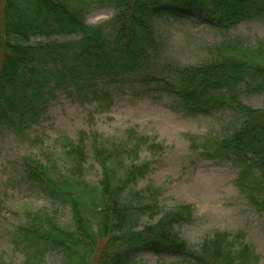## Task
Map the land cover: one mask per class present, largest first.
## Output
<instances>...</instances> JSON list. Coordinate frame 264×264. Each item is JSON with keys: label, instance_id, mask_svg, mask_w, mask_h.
<instances>
[{"label": "trees", "instance_id": "obj_1", "mask_svg": "<svg viewBox=\"0 0 264 264\" xmlns=\"http://www.w3.org/2000/svg\"><path fill=\"white\" fill-rule=\"evenodd\" d=\"M103 6L113 9L112 16L88 23L87 13ZM163 15H196L224 30L264 18V0H0V134L27 135L58 93L88 101L100 91L106 96L109 84L154 82L178 111L236 110L238 123L207 139L205 156L241 164L238 185L264 193V106L240 98L241 92L264 93L261 48L170 68L157 60L154 19ZM33 35L73 37L27 42ZM94 140L92 156L100 167L95 181L83 175V141L67 146L78 154L67 173L55 174L53 163L23 156L25 178L56 205L69 206L72 217L68 226L47 210L27 212L11 238L23 264H45L51 253L60 256L57 264H136L144 251L179 255L187 264H258L240 232L215 230L190 249L176 228L191 216L189 204L153 219L157 191L132 190L149 170L148 162H135L143 138L131 147ZM259 204L264 207V197Z\"/></svg>", "mask_w": 264, "mask_h": 264}, {"label": "rangeland", "instance_id": "obj_2", "mask_svg": "<svg viewBox=\"0 0 264 264\" xmlns=\"http://www.w3.org/2000/svg\"><path fill=\"white\" fill-rule=\"evenodd\" d=\"M112 14L108 6L93 8L86 21L101 23ZM154 26L159 42L157 60L170 68L241 54L246 48L260 47L257 59L264 57V18L242 20L222 30L200 21L196 15H163L154 19ZM71 37L33 35L27 42ZM103 89L106 96L100 91L99 97L88 101L58 93L27 135L19 137L8 131L0 134V261L23 264V256L12 247L11 238L16 225L26 220L27 212L47 210L61 224L72 225L69 206L56 205L25 178L23 156L53 163L55 174L67 173L66 168L78 155L67 146L83 141V175L95 181L100 173L91 149L96 137V142L125 147L144 139L135 162H148L149 170L132 190L146 195L157 191L159 208L154 220L177 205L191 206V216L176 225L190 249H197L202 239L215 230L240 232L257 252L258 264H264V207L259 204L264 193L238 185L241 164L205 156L207 139L221 136L234 122L238 123L236 110L226 106L207 113L178 111L172 106V96L154 82L109 84ZM240 98L250 105L264 106V93L241 92ZM250 179L247 176L240 181ZM59 260L58 254L51 253L45 257V264H57ZM135 263L187 264L182 256L150 251L137 253Z\"/></svg>", "mask_w": 264, "mask_h": 264}]
</instances>
